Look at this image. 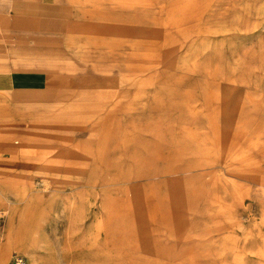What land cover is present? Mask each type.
I'll list each match as a JSON object with an SVG mask.
<instances>
[{"label":"rangeland","instance_id":"1","mask_svg":"<svg viewBox=\"0 0 264 264\" xmlns=\"http://www.w3.org/2000/svg\"><path fill=\"white\" fill-rule=\"evenodd\" d=\"M65 1L120 85L0 102V264H264V0Z\"/></svg>","mask_w":264,"mask_h":264},{"label":"crops","instance_id":"2","mask_svg":"<svg viewBox=\"0 0 264 264\" xmlns=\"http://www.w3.org/2000/svg\"><path fill=\"white\" fill-rule=\"evenodd\" d=\"M73 15L65 0H0V102L17 108L55 102L70 92L98 91V96L108 97L118 91L120 81L100 84L99 79L117 76L84 69L83 64L78 68L75 38L69 32Z\"/></svg>","mask_w":264,"mask_h":264},{"label":"bare ground","instance_id":"3","mask_svg":"<svg viewBox=\"0 0 264 264\" xmlns=\"http://www.w3.org/2000/svg\"><path fill=\"white\" fill-rule=\"evenodd\" d=\"M105 78H111V77H108V76H104ZM120 81V80H119ZM2 193V192H1ZM3 234H4V232H3ZM2 234V235H3ZM12 235V234H11ZM13 235H14V233H13ZM4 236V235H3ZM10 239H12V244L14 243L15 245H27V247H28V243H27V240H26V238L23 236V234H21V237H20V235L18 236L17 234H16V236H13V237H11ZM1 249H2V247H1ZM27 254H28V256H29V261L31 262H29V264H37V257H36V255L32 252V253H30V252H27Z\"/></svg>","mask_w":264,"mask_h":264},{"label":"built area","instance_id":"4","mask_svg":"<svg viewBox=\"0 0 264 264\" xmlns=\"http://www.w3.org/2000/svg\"><path fill=\"white\" fill-rule=\"evenodd\" d=\"M2 217L3 216L0 214V219ZM10 264H29V263H28L27 259L23 255L15 254L12 257V260H11Z\"/></svg>","mask_w":264,"mask_h":264}]
</instances>
